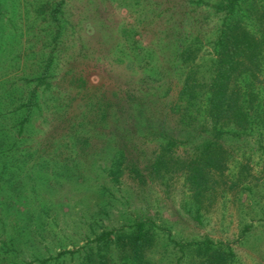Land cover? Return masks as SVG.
Segmentation results:
<instances>
[{
	"label": "rangeland",
	"instance_id": "obj_1",
	"mask_svg": "<svg viewBox=\"0 0 264 264\" xmlns=\"http://www.w3.org/2000/svg\"><path fill=\"white\" fill-rule=\"evenodd\" d=\"M58 1L0 0V264H199L208 252L264 264V47L235 84L245 125L216 124L218 47L180 1L65 0L59 34ZM263 1L242 0L235 18ZM189 76L196 98L181 96ZM209 139L225 161L198 198L185 162ZM139 221L152 231L142 263L120 248L103 260L98 236Z\"/></svg>",
	"mask_w": 264,
	"mask_h": 264
},
{
	"label": "trees",
	"instance_id": "obj_2",
	"mask_svg": "<svg viewBox=\"0 0 264 264\" xmlns=\"http://www.w3.org/2000/svg\"><path fill=\"white\" fill-rule=\"evenodd\" d=\"M178 1L181 2L179 6H183L185 10L186 8L189 9L185 16V23L191 26L192 30H195L196 38L199 40L206 36V38L214 41L218 47V65L215 76L207 84L213 120L216 124L232 121L238 126H244L246 112L243 104L240 103V91L235 89V84L243 77L247 61L255 59L264 47V1L261 4H256L253 13L246 20L235 18L242 0H175V3ZM64 2L65 0H59L52 10V18L56 22L58 34L63 30L60 14L63 11ZM255 26H258L257 30ZM176 40L178 41V39ZM50 70L51 62H48L43 76H47ZM44 78L40 77V79ZM16 83L13 82L9 86L14 87ZM39 86L38 84L37 89ZM200 87L202 89L203 85L189 76L185 80L181 96L196 98L200 95L199 90H197ZM37 95L38 90L33 89L29 100L25 101L23 106L21 105V107L27 108V114L23 121L15 127L16 132L12 137L14 139L13 147L17 146L21 138L24 137V127L31 120L33 109L37 106ZM219 134L220 132H216L217 136ZM214 139H209L195 157L185 162L187 180L196 197L202 195L206 190L211 172L220 171L224 165L225 159L219 155L218 144ZM173 145L174 142L171 141L164 147L159 156L161 159L156 165L161 164V161L172 151ZM4 151V149H0V155H4ZM46 207L50 208L51 205L48 204ZM135 226L134 231L124 234L106 230L98 236L97 250H99V255L103 260L107 257L106 252L120 248L123 251H133L138 257L136 259L142 263L146 246L152 242V231L146 227L144 221L137 222ZM190 247L192 248L193 245ZM64 253L66 251L60 252L57 257L59 255L62 257ZM91 257L92 255L87 256L88 259ZM52 258L51 256L48 260ZM99 262H101L100 257ZM86 264H91V262ZM199 264H226V262L222 254L211 256L208 252Z\"/></svg>",
	"mask_w": 264,
	"mask_h": 264
}]
</instances>
